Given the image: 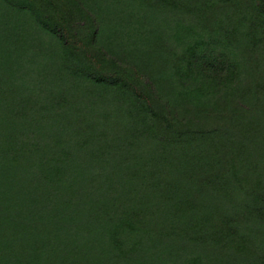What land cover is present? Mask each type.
<instances>
[{"label":"rangeland","instance_id":"rangeland-1","mask_svg":"<svg viewBox=\"0 0 264 264\" xmlns=\"http://www.w3.org/2000/svg\"><path fill=\"white\" fill-rule=\"evenodd\" d=\"M92 68L110 84L116 73L128 78L184 143L166 152L150 136L130 134L142 127L132 87L97 84L88 77ZM33 102L46 114L48 138L73 160L66 173L82 180L53 201L51 208L71 221L61 226L63 236L95 206L87 196H68L98 188L88 180L163 169L185 193L191 182L182 170L204 167L212 179L218 159L236 152L229 142L239 150L240 175L217 178L220 189L183 193L188 224L176 217L160 237L143 231L111 243L100 229L88 237L93 252L6 256L0 264H264V0H0L6 199L16 181L14 134L28 131ZM216 129L223 133L205 135ZM169 158L179 167L164 166ZM160 225L150 229L160 232Z\"/></svg>","mask_w":264,"mask_h":264},{"label":"trees","instance_id":"trees-1","mask_svg":"<svg viewBox=\"0 0 264 264\" xmlns=\"http://www.w3.org/2000/svg\"><path fill=\"white\" fill-rule=\"evenodd\" d=\"M55 34L58 35L57 32ZM63 56H61L62 60ZM66 68L71 73L76 72L70 67ZM114 70L117 71V68ZM78 71L84 73L87 70L81 68ZM91 74L95 76H88L89 80H93L97 84L115 86L122 90L131 86L127 81L128 78H123L118 73L112 78H115L112 84L104 81V75L95 69ZM95 79L98 81H94ZM131 87L130 94L137 98L135 101L138 106L136 113H133L135 119H140L142 127L132 129L130 134L136 135L137 139H140L142 135L150 136L154 141L166 145L163 146L165 151L168 149L166 152H170L175 146L182 145L184 143L182 135H174L173 130H169L173 126L171 121L168 118H163L162 114L153 111L148 100L150 96H138L140 92L135 87ZM138 98L142 100L140 101ZM30 111L28 131L14 134L17 158L14 159L16 181L12 185V195L9 199H6V196H0V257L26 258L43 253L74 256L90 253L93 252L95 240H90L88 237L94 233L97 235L96 238L99 237L100 229L106 232L111 243H114L115 240L120 241L119 239L125 234H139L143 231L145 234L151 233L152 236L160 237L166 233L164 232L165 228L172 227L171 224L177 219L176 217H180V219L184 217L183 221L188 224V206L183 208L179 206L181 202L183 203L184 194L186 195L188 192L197 194L210 189H220L222 185L216 181L217 178L230 180L234 177L239 178L240 175L239 150L235 149L234 143L229 142L228 151L236 152L231 154V158L224 161L218 159L219 163L217 171H215L217 175L212 179L211 176L206 177L207 170L204 167L200 170L190 169L188 171L187 168L182 170L191 182L190 188L187 186L184 194L176 190L175 177L173 179L167 177L168 174L163 169H158L156 173L146 172L147 176L138 173L132 178L121 177L119 179V176H113L106 177L107 179L98 177L92 181L88 180L85 185L87 183L95 184L98 188H88V194L84 193L87 191L78 192L79 198L74 196L76 193L71 191L68 196L79 200L87 196L90 201L93 200L95 206L86 216L84 223H75L80 226L74 225L73 232L72 226L69 227V233L63 236L62 231L66 229L60 231L61 226L67 225L71 221L62 216L57 208H51L55 206L53 201H57L61 196L64 197L59 192L61 189L72 188L76 184H81L82 180H80L81 177H74L70 173H66L67 161L72 163V158L63 151L56 139L48 138L51 130L41 127V124L46 122L43 107L33 102ZM222 131L217 129L207 131L205 135L223 133ZM152 132L154 133L151 134ZM25 134L27 141L23 142L19 136L24 137ZM256 147L260 148L258 145ZM107 154L105 152L103 155ZM165 162L164 166L168 168L179 167V164L173 162L171 158L166 159ZM211 167L215 168L216 166ZM207 174L211 175V173ZM160 223V232L150 229L158 227ZM84 235H87L85 240H83Z\"/></svg>","mask_w":264,"mask_h":264}]
</instances>
